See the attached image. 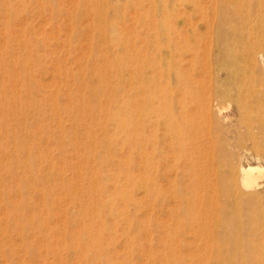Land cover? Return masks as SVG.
I'll return each instance as SVG.
<instances>
[{"label":"bare ground","instance_id":"bare-ground-1","mask_svg":"<svg viewBox=\"0 0 264 264\" xmlns=\"http://www.w3.org/2000/svg\"><path fill=\"white\" fill-rule=\"evenodd\" d=\"M29 1L0 0V9L5 10L7 35L10 34L12 15L18 13L20 5L26 7ZM146 2L148 7H145ZM79 4L91 16L90 27L97 35V38L90 39L99 45L95 56L101 57V65L92 68L91 72L97 86L87 99L81 95L83 87L80 94H66L72 103L67 107L60 105L56 98L52 99L49 108L53 110V118L58 125L41 126L43 131L57 136L62 146L73 144L80 151L76 161L70 155H64L65 165L74 170L75 181L65 183L66 177L58 181L59 178L54 176L58 174V168L48 151L44 153L30 140L34 133L27 128V114L36 112L41 120L46 114L43 109L47 104L46 96L57 93V89L54 94L44 92V101L37 98L34 78L30 74L35 50L27 44L28 50H21L24 75L14 73L6 56L9 47L7 51L0 50V74L6 72L14 82L18 77L26 87L23 92L16 88L18 92L11 97V91L0 79V205L6 209L2 210L5 212L2 221L5 219L7 222L1 226L0 221L1 233H6V237L9 227L14 225L22 235L26 252L34 255V234L26 231L31 226L39 232L36 238L53 253L56 264H121L106 244L108 238L104 229L108 223L104 211H108L113 215V223L125 219V232L129 239V257L124 258L126 264L135 263L132 252L138 237L141 239L140 235L145 243L140 253L142 260L137 264H187L182 251L189 246L193 248L194 264H210V260L212 264H264V169L252 162H239V153L235 158L238 164H235L236 160L231 158L233 153H227L223 145L224 127L236 124L231 131L239 139L251 138L253 156L255 159L264 158V148L259 146L264 144V75L259 76L256 72V63L264 61V0H80ZM109 6H112V11ZM129 11L133 14L128 20L134 25L129 29L131 32L128 31V46L121 35L124 27L121 28L119 23L129 16ZM111 13L117 19L112 24L109 22ZM24 14L21 16L25 17ZM20 19L21 22L25 20L23 17ZM68 19L70 24L72 21ZM202 26L204 29L201 30ZM36 29L32 30L34 34L38 33ZM125 29L127 31L128 27ZM52 31V34L51 30L47 34L56 35L55 30ZM111 41L112 46L117 45L116 53L107 45ZM52 49L56 54L60 51ZM83 55H79L80 58ZM65 59L62 60L64 63L60 61L64 65L63 75L70 76L78 88L91 79L87 73L80 76L70 69L66 71ZM91 59L93 57L89 55ZM77 61L80 63L79 58ZM198 69L197 75L195 71ZM112 77L126 85H116ZM60 79L63 82L58 84L67 83L65 78ZM66 90L64 88V92ZM119 91H123L125 96L118 98ZM83 104L89 107L92 122L86 126L88 142H83L85 147L82 150L79 141H72L71 136L59 132L62 130L61 109L65 108L72 114L77 126L86 122L83 113L87 109ZM231 105L237 115L235 122L226 112ZM12 111L21 115L15 117L14 122H10ZM112 124L115 128L112 127L111 132L109 126ZM10 142L20 153H15L16 150L10 153L7 148ZM120 142L125 147L118 159L117 172H103L118 155L115 146ZM135 166L141 170L139 176L132 172ZM105 179H112L116 184L112 185L114 190L107 198L102 195L106 191L102 184ZM45 182L49 183V189H39L38 192L43 200V203L40 201L42 207L39 203L40 208L34 209L37 210L35 214L25 216L26 209L32 207L38 184ZM136 186L143 189L146 212L149 209L150 213L161 212L139 219L130 208L128 211V204L130 207L132 203H139L135 199L138 196L134 195ZM12 192L18 195L15 200ZM55 195L58 199L54 198ZM74 199L78 200L79 217L66 231L70 242L63 246L71 259L68 260L61 254L60 245L50 239L54 230L50 228L49 218L56 200L57 205L62 206ZM162 211L166 212L165 219L161 218ZM61 216L63 219L64 215ZM63 222H59L61 226ZM135 222H138L137 226ZM136 229L138 233H135ZM153 230H158L164 246L154 243ZM188 235L192 238L187 239ZM8 237L11 238L10 235ZM113 239L110 238L109 242ZM7 251L9 254L20 252L13 242ZM19 264L25 263L21 261ZM42 264H48V261Z\"/></svg>","mask_w":264,"mask_h":264},{"label":"rangeland","instance_id":"rangeland-1","mask_svg":"<svg viewBox=\"0 0 264 264\" xmlns=\"http://www.w3.org/2000/svg\"><path fill=\"white\" fill-rule=\"evenodd\" d=\"M73 1L74 0H63V4H62L61 0L60 1L59 0H54V1L53 0H41V3H40V0H30L29 2L26 3V7H22L20 5L19 6V10L17 11L18 13L19 12L20 13L19 14L16 13V14L12 15L11 25H10V34H9L10 36L5 33V28H4V26H5V21H4L5 10H4V8L0 9V39H2V41L0 40L1 41L0 42V48L4 47V48H2L0 50L1 51H4V50L7 51L8 47H9V51L6 52V56L9 59V61H11L10 65H12V68H14V70H15L14 73L17 74V75H24L25 74V72H23V70H22L23 69V58H22L21 50H22V52H23L24 49L28 50V48L25 47V45L26 44H27V46L30 45L29 47H31V48H33L35 50V53L33 55V64H32L31 69H30V71H31L30 74L34 78L33 84L36 86V89H37L36 90L37 91V98L38 99H42L43 98L42 95L44 94V92L46 94H48V93L49 94H54V93L57 92L56 95L55 94L53 95L54 98H53L52 95L46 96V99H47L46 103L47 104H46L45 108H43V109H45L46 114H45V116L44 115L42 116L41 120L38 118V115H37L36 112H30L29 114H27V119H28L27 128L30 129V131L32 133H34V134H32V136H31L32 138L30 140L33 141L36 144L37 147H40V149L43 150L44 153H46V151H48L47 153H49L50 159H52V161L54 163V166L55 167L57 166L56 168H58V174L55 172L56 174L54 175L56 177V179L59 178L58 181H60L61 178L63 179L64 177H66L65 183H70V182L75 181V177L73 176L74 170L70 169L67 165H65L64 155L66 154L67 157H69V155H70V157H72V159L74 161H76L77 159L75 157L77 156V153H80V151H77L76 146L73 145V144H65L64 146H62L61 145L62 143H60V140H59V138L57 136H52L51 134H49L45 130L43 131L41 126L44 125V124H49L51 127L55 126V124L58 125L57 121H55L56 119L53 118V116H54L53 110L51 108H49L50 107L49 103L52 102V99L55 100V98H56L59 101L60 105H62L63 107H67L68 105L72 104L71 101L68 100L69 99V96H68L69 93H72V94L76 95V93H79V91L84 88L82 90V92L80 91L82 93L81 95L84 96L86 99L88 98V96H90V94H91L90 91L92 89H96V86H97V82L95 81V78H91V72L93 70L92 68H95V67L101 65V62H100L101 57L95 56L97 54V49H98L97 47L99 45H97V43H95V42L92 43L90 41V39H93L94 36L97 38V35H95V32L93 30V27L92 28L90 27V24L92 23V21H90L91 20V16L88 15V12L86 11L85 7L79 4L80 0H78L77 2L76 1L73 2ZM42 2H43V4H42ZM71 2H72L73 5L72 4L69 5ZM18 4H19V2L17 1L16 5H18ZM41 4H42V6H41ZM57 4H58V6H57ZM76 4H77V6H76L77 8L75 7ZM70 6L71 7L73 6V8H71ZM148 6H149V4H148V2H146L145 7H148ZM66 7H69V9L67 10ZM33 8H34V10H33ZM75 8H76V10H74V12H73V9H75ZM108 8H109L110 11H112V6H109ZM130 10H133V12H134V8H131ZM70 11H72V13ZM22 12L25 13L24 15H25L26 18L24 16H21V15H23ZM131 12L132 11H129V16L126 17L124 20H122L119 23V26L121 28H122V26L124 27L121 30L122 31L121 35L124 37L125 41H127L128 46H129V36H130V33H128V31L131 28V26L134 25V23L132 24V22L130 20H128V19L132 18V17L130 18V16L133 14V13L130 14ZM141 12L142 11H139V14H141ZM20 16L23 17L22 20L25 19L24 21H26L25 23H27V24H25L24 21H22V22L20 21L21 20ZM68 17H69V19H68ZM67 19L71 20L72 22L71 23L69 22L70 24H68ZM82 19H83V21H82ZM116 20L117 19H115L112 16V13H111L110 14V19H109L110 24L116 22ZM14 22H17V24L20 23L21 25L19 24V26H18ZM72 23H73V25H72ZM129 25H130V27H129ZM20 26H21V28L24 27V29L20 30L21 29ZM91 26H92V24H91ZM42 27H43V29H42ZM127 27H128V29H127V31H125L126 30L125 28H127ZM44 28H45V30H44ZM65 28H67V29H65ZM35 29H36V31L38 33L42 31L41 32L42 36L40 35V33L39 34L38 33L34 34L35 31L32 32V30H35ZM52 29L55 30L54 33L56 35L47 34V32L50 31V30H51V34H52V32H53ZM123 29H125V30H123ZM202 29H204L203 26H202L201 30ZM1 30L2 31L4 30L3 33H5V34H3ZM92 30H93V32H92ZM66 31H67V35H65ZM16 32H18L19 34L16 33ZM129 32H131V31H129ZM13 33L15 34V36L13 35ZM20 35H22V38L24 40H22ZM57 36H58V39L60 37V40H62L61 42H60V40H58L56 38ZM53 37H54V39H52ZM88 37H90L89 41H88ZM65 38H67L68 41H66ZM14 40H16V41H14ZM14 42H15V44H13ZM46 42L48 44H50L51 46H52V43H53L56 47L53 45V47H54L53 48V47L49 46ZM86 42H87V44H86ZM2 43H3L4 46H2ZM88 43L90 44V47L87 46V45H89ZM112 43H113L112 41L111 42H107V45H109L111 47V49H113V51H115V53H116L117 45L114 44L112 46L111 45ZM77 44L78 45L80 44L79 45L80 47ZM58 46H60V48ZM50 47H51V49L53 48L52 50H55V48H57V52L59 51V49H60V51L58 52V54L55 53L56 51H54V53H53V51H51ZM15 48H17V49H15ZM22 48H24V49H22ZM15 51H17V53ZM67 51H68V54L66 53ZM85 51H87V53L89 51L90 52L87 55V53L85 54ZM13 52H15L16 54H13ZM119 52H121V51H119ZM50 53H51V55H50ZM92 53H93V55H92ZM81 54L82 55L84 54L82 58H80V56H82ZM75 55H77L76 57L79 58L80 63L77 61V58H75ZM89 55H91L93 57V59L96 60V61H94L93 59L89 60ZM63 58L64 59L66 58L65 62H67L66 63L67 65L65 64V68H67L66 71L70 69V71H74V73H76L77 75H80V76L83 75L84 73L85 74L87 73L88 77L90 76L91 79H89L87 82L79 85V88H78L77 83L75 81H72L70 76L63 75V72L65 73V71L63 69L64 68V65H63L64 61H62V60H64ZM54 59H55V61H54ZM83 60L85 61L86 67L84 65V61ZM60 61H62L63 63L60 62ZM51 62L52 63L56 62V63H58V65L56 63L52 64ZM60 63H62V64L60 65ZM81 64H82V66H81ZM256 64H257L256 72L258 73L259 76L261 74L263 76L264 75V61L263 60L262 61H258ZM54 65L57 66V68H59L58 70H60L61 72L58 71L57 68ZM83 65H84V67H83ZM54 68H56V70ZM90 68H91V70H90ZM80 70H81L82 74L80 73ZM50 71H52V72H50ZM55 71H58V72L56 73ZM195 72L198 75L199 69H198V71H195ZM60 73H62V74H60ZM58 75H60L59 76L60 78H65L64 81H67V83L64 82V83L58 84L59 81L62 80V79H60L58 77ZM124 77L127 78L128 74L125 73ZM0 79L4 80V82H5L4 84L7 85V87L9 88L8 90L11 91L10 94H9L11 97H13L15 92H18V91H16V88H17V90H19V92L20 91L23 92L26 89L25 86H22V83L20 82L21 79L19 80V78L16 77V78H14V79H16L15 82H14L13 80L9 79L8 74L6 72L0 74ZM58 79H60V80H58ZM112 79H113V81H115L116 85H118V84H119V86L126 85L123 82L116 81L115 77H112ZM61 82H63V81H61ZM70 82H72V85L70 84ZM95 82H96V84H95ZM45 83H47V84H45ZM52 84H54V85H52ZM46 85L51 87V88L47 87ZM61 86H62V88H61ZM69 86L71 87L70 89H68ZM55 87H57V88H55ZM81 87H83V88H81ZM64 88H65V90L68 89V91L66 90L64 92ZM55 89H57L58 91L56 90V92H55L54 91ZM66 94H68V95H66ZM122 96H125V95H123V91H119L118 94H117V97L121 98ZM65 98H67V99H65ZM42 101H44V98H43ZM78 102L81 103L80 99H79ZM68 103H71V104H68ZM82 106L86 107V109H87L86 112L83 113L84 118L86 117V122L85 123H81L79 126L76 125L75 121L73 120L72 114L67 109H65V108L61 109L60 117H61V121H62L61 122L62 130L59 133L61 135L66 134L68 136H71L72 141H79L80 149L83 150L84 147H85V143H83V142H88V138L86 137L87 136V134H86L87 127L86 126H88L89 122H92V119L90 118V114H88L89 107L87 108V104H83ZM226 112L229 114V116H231L232 120L235 122V120L237 119L236 118L237 115H236V111L234 110V107H232V105L229 106L226 109ZM70 115H71V117H70ZM19 116H21V115L19 114L18 111H12L11 115H10V122H14L15 117H19ZM234 118H235V120H234ZM233 126H236V124H234V125L231 124V125H228V126L224 127V130L226 132L223 134V145H225L226 149L228 151H230V152H228V151H226V152L227 153H233L232 154L233 157L231 156V158H233V161L234 160L237 161V162L234 161L235 164L236 163L238 164V160L235 159V158H236V155L238 156V153H239V155H241V161H239V162H242V163L252 162L253 164H259L264 169V158L255 159V157L252 154V153H254L252 151V145H254L252 139L247 137V136H245V137H243L241 139L236 137L234 132L231 131ZM112 127L115 128V126L113 124L109 126V130L111 129L110 130L111 132L114 129ZM79 129H80V133H79ZM36 135H37V137H36ZM228 140H229V142H228ZM247 140H249L250 142H248ZM43 142L46 143V144L43 145ZM47 143H49V144H47ZM260 144L263 146L262 147L261 145H259L260 148H264V144L263 143H260ZM121 145H122V147H121ZM240 145H241L242 148L240 147ZM124 147H125V145L122 142L117 143V145L115 146V149H116V153H118V155L116 154L117 156L114 157V161L109 163L108 166H107V169L104 170L103 172H106V173L107 172H114V173L117 172L116 169H118L117 168L118 159H119L120 154L122 155L124 153ZM7 148L9 149L10 153H14V150H16L13 142L8 143L7 144ZM62 148L64 150H62ZM232 150L234 152H231ZM15 153H20V152H18L16 150ZM134 155H135L134 157H136L137 154L134 153ZM60 164H61V166H60ZM132 172H133V174L135 176H139V174L141 173V170L138 169L137 166H135L132 169ZM60 174L62 175V177H60L61 176ZM116 175H118V174H116ZM11 184H13V182H11ZM102 184H104V186L106 188V191L104 190L102 192V195H103V197L107 198L109 196V194L113 192L114 186H116V184L114 183V180H112V179H110V180H106L105 179V180L102 181ZM38 185H39V187L36 188L37 194H35V196L32 199L34 201L32 203V207L30 208V210L26 209V213H24L25 216H28L29 214H30V216H32L33 214H35L37 212V210L40 208V206L42 207V203H43L42 201L43 200H41L42 197H41V195H38V192L40 191L39 189H41V191L43 190V188L49 189V183L45 182V183H40ZM112 185H114V186H112ZM142 190H143L142 188H140L139 186H136V188L134 189V195H135V197L138 196L135 199L139 203H137V204L136 203H132V204H130V207H129V204H128V211H129V208H130L131 213L136 215V217H139V219H145V218H147V216H148V218H150L149 216H151V213L155 212V211H153V212L150 213L149 211H151V209L147 210V212L150 215H148V213L146 212L145 203H144L145 197H144V192ZM136 193H137V195H136ZM11 195H12V199H14V200L16 199L15 197H18V195L13 193V192L11 193ZM141 195H143V197ZM139 197H140V199H139ZM54 198L58 199V197L56 195H55ZM35 199H37V200H35ZM140 200H141L142 203L140 202ZM67 202H68V204H65ZM67 202L64 203V205H66V208H65L64 205H62V206L57 205V200L53 203V206H52L53 207V213H51V217L49 218V220H50V228L52 230H54V231H53V235L51 236L50 239H51L52 243H57V245H60L59 250L61 251V254L64 257L68 258V260H71L69 258V256L67 255V249H64L63 245L65 243L70 242V237L67 236L66 231L74 223L75 219L79 217V215H78V207L79 206L77 204L78 200H76V199H74L72 201H67ZM39 203H41V204H39ZM38 204L40 205L39 207H38ZM34 207H36V208H34ZM64 208H65V211L63 210ZM148 208H150V207H148ZM34 209H37V210L34 211ZM0 210H1V214H2V215L0 214V221H2L3 220L2 218H4V215H5V212H3V211H6V209H5V207L3 205H0ZM10 211H13V210H10ZM28 211L29 212L31 211V212L29 213ZM159 211L160 210H157L155 213H158ZM55 212L58 213V215L55 214ZM163 212L164 211H162V213H160V215L162 214L163 217H161V218L165 219L164 217L166 216L165 215L166 212L165 213H163ZM104 213H105V217H106L107 223H108V224H106V228L104 229V232H105V234L107 235V238H108L106 244L109 245V248L111 249V253H113L117 257L116 258L117 261H119L121 264H126L125 261H124V258H126L127 256L129 257V249L127 250V247L129 248V245H128L129 244V239L127 238V235H126V232H125L126 231L125 219H118V220H116L117 223L115 221L113 223V220H112V216L113 215H111V213L108 212V211H104ZM60 214L64 215L63 219H62V216ZM138 214H140V215H138ZM141 214H142V216H141ZM20 215L22 216L23 213H21ZM154 215L156 217V214H154ZM30 216H28V217H30ZM157 217H159V216H157ZM62 220H64V222L62 223V226H64L66 224L65 227H62L61 223H59L60 221L62 222ZM243 220H246L245 216H243ZM2 222H1V224H2L1 226H5V224L7 223L5 221V219H4V222L3 223ZM137 224H138V222H135L136 226H137ZM35 230L36 229H33L31 226L28 227L27 230H26V231L29 232L28 234H32V233L34 234L32 236V238L34 239V248L36 250H35L34 255H31L28 252H26V246H25V244H24V242L22 240V235L19 234L17 229L14 227V225L9 227V229H8L9 233H7V236H6L7 238L5 237L6 233H4V232L1 233V231H3V229H2L0 231V264H6V263L7 264H19L21 261L24 262L25 264H42L44 261L45 262L48 261V264H56L57 260L53 259V253L48 251L46 246H44L42 244V242H40V240L36 238L37 235L39 234V232H37ZM63 230H64V232H63ZM152 232L154 233V236H153L154 237V243L156 245H158V246L161 245L160 247L164 246V243L163 242L161 243V239H159V237H158V230H156V231L153 230ZM62 233H64V234L62 235ZM135 233H138L137 229L135 230ZM8 235H10V237H11L10 239H9ZM3 236H4V238H3ZM20 236H21V239H20ZM110 238H114V239L111 242H109ZM140 238L141 239H139V237H138V240H137L138 243H135V248H134V251L132 252V259L135 262L134 264H137L136 262L139 263V261L142 260V257L140 256V253L142 251V245L145 243V241H144V238L141 235H140ZM142 238H143V240H142ZM191 238H192L191 235L187 236V239H191ZM17 239H18V241H17ZM2 240H3V242H1ZM12 242H13V244H15V246L17 248H19L20 255H19V253H10L9 254V252L7 251V248L9 247V245H11ZM2 243H3V245H2ZM115 244H116V246H114ZM37 246H39V249H38ZM61 248H62V250H61ZM192 249L193 248L191 246H189V247H185V249H183V251H182V256L185 257L187 264H191V263L194 264L195 263V260L192 259V256L194 254ZM2 250H3V252H2ZM137 250H139V253L137 252ZM185 250H187V251H185ZM43 251H45V252H43ZM186 252H187L188 255L186 254ZM18 256L21 257V258H19ZM5 259H6V263H5ZM40 260H42V261H40ZM211 261L212 260H210V264H212Z\"/></svg>","mask_w":264,"mask_h":264}]
</instances>
